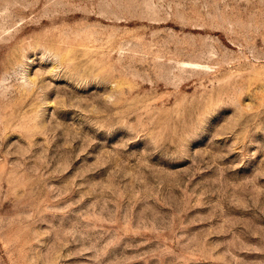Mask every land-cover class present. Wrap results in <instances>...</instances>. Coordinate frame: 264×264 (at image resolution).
I'll use <instances>...</instances> for the list:
<instances>
[{"label": "rangeland", "instance_id": "374dc122", "mask_svg": "<svg viewBox=\"0 0 264 264\" xmlns=\"http://www.w3.org/2000/svg\"><path fill=\"white\" fill-rule=\"evenodd\" d=\"M0 264H264V0H0Z\"/></svg>", "mask_w": 264, "mask_h": 264}]
</instances>
